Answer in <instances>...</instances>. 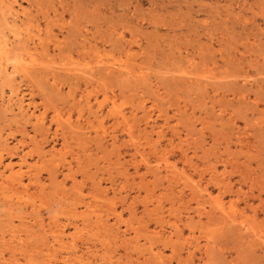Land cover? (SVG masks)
Segmentation results:
<instances>
[{"label": "rangeland", "instance_id": "1", "mask_svg": "<svg viewBox=\"0 0 264 264\" xmlns=\"http://www.w3.org/2000/svg\"><path fill=\"white\" fill-rule=\"evenodd\" d=\"M0 52V264H264V0H0Z\"/></svg>", "mask_w": 264, "mask_h": 264}, {"label": "bare ground", "instance_id": "2", "mask_svg": "<svg viewBox=\"0 0 264 264\" xmlns=\"http://www.w3.org/2000/svg\"><path fill=\"white\" fill-rule=\"evenodd\" d=\"M1 53V52H0ZM2 57V56H1ZM8 56H6V58H7ZM8 58H11V56L10 57H8ZM22 58V57H21ZM13 58H11V59H8V60H12ZM15 60V59H14ZM5 61V60H4ZM18 61V60H17ZM43 63V62H42ZM32 64V63H31ZM29 70V69H28Z\"/></svg>", "mask_w": 264, "mask_h": 264}]
</instances>
